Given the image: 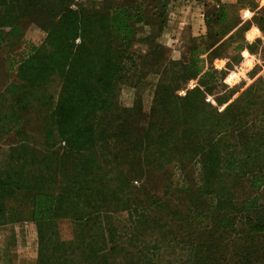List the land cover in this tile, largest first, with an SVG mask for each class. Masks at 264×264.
Wrapping results in <instances>:
<instances>
[{
    "label": "trees",
    "instance_id": "1",
    "mask_svg": "<svg viewBox=\"0 0 264 264\" xmlns=\"http://www.w3.org/2000/svg\"><path fill=\"white\" fill-rule=\"evenodd\" d=\"M109 1L95 10L80 9L78 19L62 14L58 20L64 23L62 31L58 22L47 33L46 53L42 47L22 60L0 91V103L8 109L0 115V146L8 144V162L0 164V214L11 196L31 192L27 212L38 225V264H174L184 256L186 260L175 263L264 264V156L259 157V168L254 156V174L246 181L254 195L224 216H202L189 207L190 219L182 217L183 224L174 231L173 223L180 220L164 217V206L136 200L133 181L157 173L168 183L175 164L186 160L199 163L205 181L219 154L214 139L202 142L191 154L172 153L173 102L180 100L174 86H158L154 92L152 114L163 112L164 120L140 119L136 99L131 106L119 102L117 91L127 78L121 59L134 55L135 41L149 44L144 54H135L140 60L150 48V40L137 38L135 26L159 11L161 29L162 7L168 1L152 9L149 0L146 5ZM223 7H216L218 19ZM211 18L213 14L206 18V27ZM3 25L0 22V43ZM207 36L211 47L222 41H211L208 27ZM128 50L131 54L124 56ZM209 51L192 42L189 60L173 63L168 70L171 78L197 79L202 86L214 80L217 71L203 60ZM257 84L264 91V74ZM35 112L41 126L32 133L22 132ZM261 115V133L257 130L261 135L254 136V143L264 136V112ZM161 146L164 153L159 152ZM80 153L87 156L84 168L76 162ZM220 170L237 172L227 166ZM122 194L129 196L121 199ZM124 210L132 214L130 230H118L112 222L114 214ZM59 219L73 224L71 240L57 234ZM239 221L248 227L245 239L254 240V248L238 249L228 260L218 243L238 233Z\"/></svg>",
    "mask_w": 264,
    "mask_h": 264
},
{
    "label": "rangeland",
    "instance_id": "2",
    "mask_svg": "<svg viewBox=\"0 0 264 264\" xmlns=\"http://www.w3.org/2000/svg\"><path fill=\"white\" fill-rule=\"evenodd\" d=\"M105 1L0 0V22L5 23L1 27L0 91L12 80L22 60L40 52L42 47L46 53L47 33L56 27L62 14L78 19L80 9L86 12L95 10ZM167 1L149 0L150 9L152 5H163ZM257 5V0H239L235 5H225L219 19L214 16L216 7L206 6L213 14L207 26L210 40L222 38V41L203 55L206 65L217 71L214 80L205 81V86L197 79L171 78L168 70L182 58L181 53L170 54L158 43L161 20L156 15L159 11L135 26L138 39L150 40L148 54L140 60L135 54H142L133 51L130 59H121V68L127 76L117 91L121 104L131 106L136 99L140 106V119L149 121L153 117L164 120L165 113L152 114L154 92L158 86H174V94L180 100L173 102L172 135L176 143L172 153L180 154L183 150L191 154L200 149L202 142L214 139L215 154H219L218 159L211 162L213 174L205 181L201 180L199 163L186 160L175 164L174 176L168 183L157 173L132 182L138 188L134 191L138 196L136 200L142 199L140 204L155 202L165 207L164 217L180 220L173 223L174 231L183 224L182 217L186 215L187 220L190 219L187 214L189 207L195 208L196 213L200 211L202 216L221 217L235 211L243 199L254 195V190L246 181L254 174V156L256 162L264 156V136L259 143H254V136L261 135L260 120L264 112L263 85L257 84L264 74V4L254 10ZM59 23L61 32L64 23ZM239 23L240 26L233 29ZM127 52L131 54L128 50L124 56ZM196 88L198 91H194ZM2 112H8L7 104L3 102L0 103V115ZM36 118V112L29 116L28 122H25L26 129L22 132L36 131L42 124ZM0 134L3 135L2 132ZM7 150L8 144L4 141L0 146V164L6 161ZM159 152L164 153L165 147L161 146ZM86 159L84 153L77 156L79 168L88 165ZM260 164L258 162L256 168ZM225 166L235 168L237 172L223 173L220 169ZM218 173L222 176L217 177ZM80 180H84V173L80 174ZM30 193L19 192L4 203V212L0 214V222L3 221L0 223V264H38V225L27 212ZM128 196L122 194L121 199ZM140 210L143 211V207ZM131 217L132 214L124 210L114 214L112 222L118 230H130ZM247 228L239 221L235 227L238 233L218 243L228 260L238 249L254 248V240L245 239ZM55 230L61 239L69 241L74 226L68 219H59L55 222ZM184 257L174 260H186Z\"/></svg>",
    "mask_w": 264,
    "mask_h": 264
},
{
    "label": "crops",
    "instance_id": "3",
    "mask_svg": "<svg viewBox=\"0 0 264 264\" xmlns=\"http://www.w3.org/2000/svg\"><path fill=\"white\" fill-rule=\"evenodd\" d=\"M138 1L148 3V0H123L124 4H134ZM239 0H168L162 7V26L158 36V43L166 48L168 53H181L180 58L188 61L191 43L209 51L212 49L207 36L206 18L211 17L207 5H235ZM257 10L264 4V0H257ZM235 26L234 29L240 26ZM221 41V40H220ZM219 41V42H220ZM149 44L135 41L134 51L144 54Z\"/></svg>",
    "mask_w": 264,
    "mask_h": 264
}]
</instances>
